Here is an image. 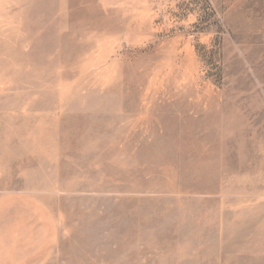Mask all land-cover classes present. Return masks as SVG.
<instances>
[{
	"label": "rangeland",
	"instance_id": "374dc122",
	"mask_svg": "<svg viewBox=\"0 0 264 264\" xmlns=\"http://www.w3.org/2000/svg\"><path fill=\"white\" fill-rule=\"evenodd\" d=\"M0 264H264V0H0Z\"/></svg>",
	"mask_w": 264,
	"mask_h": 264
}]
</instances>
